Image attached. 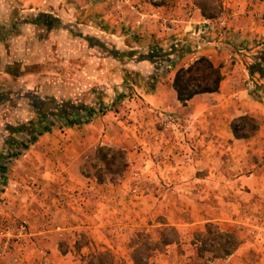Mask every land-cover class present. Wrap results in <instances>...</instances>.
I'll return each mask as SVG.
<instances>
[{"label": "crops", "instance_id": "crops-1", "mask_svg": "<svg viewBox=\"0 0 264 264\" xmlns=\"http://www.w3.org/2000/svg\"><path fill=\"white\" fill-rule=\"evenodd\" d=\"M22 1L38 12L56 13L69 28L82 26L96 42L138 51L154 43L175 50L159 69L151 61L128 63L143 74L156 72L154 89L143 76L129 77L122 63L108 66L106 53H87L85 65H77L78 79H63V67L53 66L50 89L59 102L66 88L77 91L76 82L84 99L99 83L107 105L115 102L109 91L114 98L124 95L105 113L69 125L35 110L29 111L35 118L28 119L26 100L12 93L13 86L26 94L32 88L27 80L45 74L12 78L3 68L19 63L10 47L21 51L27 41L0 34V53L8 52L0 60V220L29 226L25 242L0 257V264H79L99 251L121 254L132 264L129 243L137 231L156 240L157 230L167 225L177 229L179 241L157 253L156 264H264V76L249 70L262 49L264 0H218L222 7L215 18H206L196 0ZM68 50L77 55L75 44ZM200 55L220 67L223 80L218 91L183 104L173 87L175 73ZM17 58L24 59L19 53ZM45 88L46 82L37 85ZM39 100L43 106L48 97ZM243 114L255 116L260 127L251 137L236 138L231 122ZM32 123L51 125L8 160L7 143L26 139L30 127H25ZM101 145L125 150L128 165L115 181L99 183L83 173L88 156ZM208 224L236 241L231 254L199 258L193 239Z\"/></svg>", "mask_w": 264, "mask_h": 264}, {"label": "trees", "instance_id": "trees-1", "mask_svg": "<svg viewBox=\"0 0 264 264\" xmlns=\"http://www.w3.org/2000/svg\"><path fill=\"white\" fill-rule=\"evenodd\" d=\"M196 2L206 18H215L221 12L222 6L218 0H213V7L209 6L207 0H196ZM207 27L208 24H205L203 28H201L200 38L207 32ZM78 35L80 36L81 33ZM259 42L262 45V49L259 55L254 58V61L249 64V70L251 73L258 72L260 75L264 76V38H261ZM95 44L104 49L106 54H111L115 57L117 61L116 66L122 63V68L128 76L142 75L144 82L148 84L151 89H154L156 86L157 73L143 74L139 69L135 70L129 68L128 63L132 61L137 63L151 61L156 65L155 67L159 69L162 62L164 60L168 61L170 54L175 50H165L163 46L154 43L148 50L143 51L128 50L125 47L116 48L113 44L103 41ZM222 80L223 74L220 67L216 66L208 56L200 55L188 65L178 68L174 76L173 87L177 92L178 99L183 104H186L187 101L197 94L218 91ZM256 92V96L259 98L258 90H256ZM121 97L123 96H117L113 105L109 107L105 106L104 102L102 100L100 101V99H96L97 101H94V103L99 105V110L101 112H105L110 109V107L112 108ZM82 109V113L84 114L75 112L72 119L67 118L68 116H63L66 117L68 121L67 124L75 125L90 120L92 114L95 112L94 104L85 106ZM231 127L236 138H248L257 133L260 125L255 116L243 114L232 120ZM48 129L49 126L42 127V129L38 131L32 128L27 130L30 136H27L26 139H13L12 143L19 150L15 153H8L7 159L9 160L12 155H17L22 150L26 149L28 147V142L35 141L37 135ZM127 165L125 150L101 145L88 156L83 168V173L88 177L94 178L99 183L105 182L108 178L115 181L123 175ZM1 170H4L3 166H1ZM157 231L158 239L156 240L144 230L137 231L136 235L129 243L132 249V264H156L152 261V258L157 253L163 252L168 244L179 241V233L174 226L167 225ZM223 238L226 240L225 243L221 242ZM193 243L196 245L199 257H205L206 253H211L212 257H221L231 254L237 247L236 241H234L232 236L228 233H223L221 230L217 229L214 224H208L206 232L204 234H197L193 239ZM79 264L128 263L123 258L116 257L110 251H99L89 254L88 257H83Z\"/></svg>", "mask_w": 264, "mask_h": 264}, {"label": "rangeland", "instance_id": "rangeland-1", "mask_svg": "<svg viewBox=\"0 0 264 264\" xmlns=\"http://www.w3.org/2000/svg\"><path fill=\"white\" fill-rule=\"evenodd\" d=\"M10 2L11 6L8 4L7 6L5 5L4 0L0 1V34L7 35V40H14L17 37H23L22 39L27 41L25 48L22 49L21 51L16 49L13 45V42H11V52L9 54L17 59L19 63H17L16 66H4L3 68L6 67V71H10L12 74V78L16 79L18 77L24 76L26 73L30 72H36V71H43L45 75H43V78L35 76H30L35 79H28L27 83L32 86L31 89H28V93H24V90H18L22 86L16 85L13 86V91L12 93L14 95H19L18 98H23L26 101L27 107V112L31 110H35V112L41 111L43 115H48L49 120L51 121L52 119L54 121H58L59 117L64 118V121L67 123L66 117L63 116H68L67 118L72 119L73 114L75 112H80V110L85 107V106H91L92 104L95 105V112L97 113H105L101 112L99 109V105L94 103V101H97L96 99H100V101L103 100V97L107 94L105 92V88L100 87V83L97 84L98 87L94 86L91 91L87 92V96L84 99L83 95L79 96L78 92V83L73 86L74 89L76 87L77 91H67V88L64 92L66 97L62 98L61 101H57L53 97V92L50 89V81L51 80V74L49 71L53 66H59L61 65L66 71V74L64 78L67 76L77 78L78 75L80 76V69L77 67V65H85L86 61L84 60L88 54H91L94 56V52L97 53L98 55L101 54V57H105L104 53L105 50L102 49L101 51L100 47L96 45V41L92 39V37H89L90 35L88 33L84 32V28L81 27H75V28H69V26H66L67 23L63 21L61 18L58 20V17L56 13H47V12H38L41 11L39 10V7H34L35 5H28L24 6V1L22 0H6ZM209 6L213 7V0H207ZM31 6V7H30ZM24 9H27L26 11ZM37 9V10H36ZM36 10V11H35ZM67 28L70 29L69 36L67 37L68 40L66 41V35L67 34L65 31ZM53 29V30H52ZM81 35L79 36L78 34ZM60 36V42L57 40V42H53L50 40V38H55ZM74 39V40H72ZM71 44H75V50H76V56H69V50L68 46ZM7 46V44H5ZM60 48V49H59ZM91 50V52H89ZM23 51V53H21ZM140 51V50H139ZM18 53L21 54V56L24 58L23 60H19ZM8 55V52L0 53V60L1 58L5 57ZM16 55V57H14ZM71 57L74 59L72 64H62L65 58ZM74 57V58H73ZM93 58V57H92ZM106 59H107V64L108 66L113 65L114 62H117L115 60V57L113 55L106 54ZM52 65V66H50ZM1 68V66H0ZM149 70V69H148ZM142 76V75H138ZM133 79H137V75L134 76H129ZM66 81V80H65ZM42 82H46V84H49V88H45L44 91H40L37 89V85L41 84ZM24 87H26L24 85ZM67 87V85H65ZM27 90V89H26ZM18 91V92H17ZM73 92V93H72ZM111 93V98H114V95H112V91H109ZM48 97V102L47 104L41 106L39 105V97L41 96ZM69 95V96H68ZM124 97V95H123ZM42 104V103H41ZM105 104V102H104ZM112 106L113 104H105V106L109 107ZM83 110V109H82ZM26 111V108H25ZM36 112V113H37ZM94 112V113H95ZM30 113V112H29ZM94 113L92 114V117L94 116ZM38 114V113H37ZM30 113L28 119H34ZM49 115H53L52 118ZM59 116V117H58ZM85 116V115H83ZM91 117V118H92ZM38 119H40V116H37ZM51 118V119H50ZM41 120V119H40ZM39 120V121H40ZM49 121V122H50ZM47 122V121H46ZM52 122V121H51ZM30 124V123H29ZM51 125V123H50ZM48 123L44 124H39L35 125L32 123L31 126H22V127H30L29 129L34 128V130L38 131L41 130L42 127L49 126ZM53 125V124H52ZM34 126V127H33ZM27 136H30V134L27 132ZM36 135V134H35ZM32 142V141H31ZM28 142L27 144H29ZM9 148H16L14 144L11 142L7 143V149ZM227 239V238H226ZM225 238L221 239L222 243H225ZM235 241V240H234ZM116 254V257L119 258H124L121 254ZM200 258V257H199Z\"/></svg>", "mask_w": 264, "mask_h": 264}, {"label": "built area", "instance_id": "built-area-1", "mask_svg": "<svg viewBox=\"0 0 264 264\" xmlns=\"http://www.w3.org/2000/svg\"><path fill=\"white\" fill-rule=\"evenodd\" d=\"M18 150V148H12V151H9L8 153H15L18 152ZM17 155H19V153ZM17 155H12V157ZM28 235L29 226L26 221H18L15 219H8L5 221L0 220V257L7 254L14 245L23 244Z\"/></svg>", "mask_w": 264, "mask_h": 264}]
</instances>
